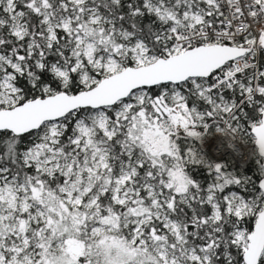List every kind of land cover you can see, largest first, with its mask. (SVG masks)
Masks as SVG:
<instances>
[{
  "label": "snow or ice",
  "instance_id": "1",
  "mask_svg": "<svg viewBox=\"0 0 264 264\" xmlns=\"http://www.w3.org/2000/svg\"><path fill=\"white\" fill-rule=\"evenodd\" d=\"M0 264H264V0H0Z\"/></svg>",
  "mask_w": 264,
  "mask_h": 264
},
{
  "label": "bare ground",
  "instance_id": "2",
  "mask_svg": "<svg viewBox=\"0 0 264 264\" xmlns=\"http://www.w3.org/2000/svg\"><path fill=\"white\" fill-rule=\"evenodd\" d=\"M217 143V145H215V146H217L218 147V149H220L219 148V144H220V141H216L215 142V144ZM234 146H232V143H231V141H228V148H233ZM221 151H222V149H220ZM243 151H245V150H243ZM237 155H239V154H237Z\"/></svg>",
  "mask_w": 264,
  "mask_h": 264
},
{
  "label": "rangeland",
  "instance_id": "3",
  "mask_svg": "<svg viewBox=\"0 0 264 264\" xmlns=\"http://www.w3.org/2000/svg\"><path fill=\"white\" fill-rule=\"evenodd\" d=\"M215 145H217V143L215 144ZM214 145V147H213V151H221L220 149H218V147L217 146H215Z\"/></svg>",
  "mask_w": 264,
  "mask_h": 264
},
{
  "label": "built area",
  "instance_id": "4",
  "mask_svg": "<svg viewBox=\"0 0 264 264\" xmlns=\"http://www.w3.org/2000/svg\"><path fill=\"white\" fill-rule=\"evenodd\" d=\"M232 146H233V144H232ZM245 151H246V149H245Z\"/></svg>",
  "mask_w": 264,
  "mask_h": 264
}]
</instances>
